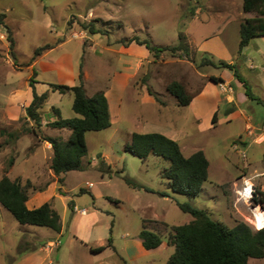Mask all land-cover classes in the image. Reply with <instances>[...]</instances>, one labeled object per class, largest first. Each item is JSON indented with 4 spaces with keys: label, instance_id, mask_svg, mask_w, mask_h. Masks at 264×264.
<instances>
[{
    "label": "rangeland",
    "instance_id": "rangeland-1",
    "mask_svg": "<svg viewBox=\"0 0 264 264\" xmlns=\"http://www.w3.org/2000/svg\"><path fill=\"white\" fill-rule=\"evenodd\" d=\"M242 6L243 0H0V12L6 14L0 23V179L29 180V206L49 202L62 222L60 232L22 224L0 203V264L19 259L17 264H167L174 251L167 245L172 226L193 218L177 202L203 208L230 227L237 221L254 227L237 190L250 178L264 191V139L258 141L264 135V35L238 52L240 24L257 15ZM179 33L186 37L188 56L164 51L157 58L145 45L128 42L139 37L174 46ZM45 45L54 47L36 55ZM204 57L215 63L203 64ZM221 61L234 63L249 91L261 98L249 99L242 84L230 83L238 110L252 116V135L244 116L227 118L224 113L226 93L211 76L233 72ZM126 65L135 76L120 91L114 123L87 133L82 169L63 174L60 183L51 169L52 147L41 136L67 139L71 131L48 124L42 125L41 136L27 130L33 123L25 117L32 97L30 77L36 80L37 93L48 92V102L40 109L45 123L57 118L54 107L63 118L76 115L73 92L53 90L51 83L78 84L82 71L88 96L103 90L113 101L116 73ZM173 80L183 82L192 96L204 87L206 97L195 100L192 109L176 107V97L167 91ZM148 87L160 100L147 93ZM218 105L221 109L210 117ZM172 131L180 136L186 156L203 150L209 159V178L195 197L170 188L162 176L169 160L155 154L143 160L126 149L133 132ZM10 132L19 137L11 138ZM144 227L159 233L165 244L139 255L134 242ZM109 236L112 246L96 254L90 251L91 246L106 245ZM21 245L30 250H21ZM249 264H264V257L250 258Z\"/></svg>",
    "mask_w": 264,
    "mask_h": 264
},
{
    "label": "trees",
    "instance_id": "trees-1",
    "mask_svg": "<svg viewBox=\"0 0 264 264\" xmlns=\"http://www.w3.org/2000/svg\"><path fill=\"white\" fill-rule=\"evenodd\" d=\"M242 7L245 12H255L257 15L246 18L240 24L239 53H242L243 49L249 45L252 38L264 35V0H243ZM4 17L6 14L0 12V23L3 22ZM88 28L92 33L97 31L92 24ZM8 40L9 50L14 54L15 40L11 31H9ZM132 41L145 45L157 58L161 57L164 51H171L174 54L179 51L180 56L189 55V46L182 33H179V44L174 46H157L150 40H141L139 37L128 40V42ZM53 47V45L42 46L36 50L35 54L39 55L43 50ZM202 63L214 64L215 62L204 57ZM220 64L229 68L233 75L243 83L246 95L250 99L261 101L249 91L245 77L238 73L234 63L221 61ZM79 78L80 82L75 85L51 83L53 90L74 94L72 108L76 115L63 118L60 109L54 107L57 118L48 123L53 128L70 130L71 133L67 139L40 135L43 125L40 109L48 102V92L37 93L34 85L36 80L33 76L28 81L32 87V97L29 104L25 106V117L33 123L27 130L36 136H41L42 140L51 144L53 150L51 169L58 176L60 183L64 181L63 174L71 170L82 169L83 158L88 153L87 133L103 130L112 125L109 102L105 92L101 90L88 96L83 84L82 71ZM211 80L218 83L223 81V78L213 75ZM167 91L176 97L180 106L189 105L193 99L184 83L178 80L171 81L167 85ZM148 92L160 100L150 87H148ZM262 103L264 104V101ZM213 122H216V116ZM9 136L17 139L19 134L10 132ZM126 149L143 160L150 154L169 160L170 165L164 168L162 176L175 193L195 197L200 193L203 183L209 178L210 163L205 152L197 150L186 156L181 149L180 142L164 133L133 132ZM12 163L13 160H11ZM29 186V180L26 184H22L20 179L12 180L4 175L0 179V203L22 224L44 226L60 232L62 230L61 216L49 202L34 208L28 207ZM256 193L255 201L264 205V191L257 187ZM177 204L182 211L190 213L193 218L188 223L172 226V234L167 244L172 245L174 251L167 264H249L250 258L264 257V228L255 229L245 221H237L234 226L230 227L213 219L203 208L193 206L189 202H177ZM139 237L146 249H155L163 243L159 233L146 227L141 229ZM112 244V236H109L106 245L91 246L90 251L95 254L100 253ZM24 248L26 251L30 250L24 246L21 250Z\"/></svg>",
    "mask_w": 264,
    "mask_h": 264
},
{
    "label": "crops",
    "instance_id": "crops-1",
    "mask_svg": "<svg viewBox=\"0 0 264 264\" xmlns=\"http://www.w3.org/2000/svg\"><path fill=\"white\" fill-rule=\"evenodd\" d=\"M50 49H52V48H50ZM49 53V51H47V54ZM130 57H129V62H133V60H134V54H133V52H130ZM132 69H133V67H131V66H128V65H126V67H124V69L122 70L121 69V71H118L117 73H116V77H115V80H114V82H113V87H112V89L110 90L111 92H110V94H112L113 95V101H111V99H110V95H109V93H106L105 92V94L107 95V98H108V102H109V109H110V115H111V122H112V124L114 123V119H113V117L114 116H116V111H118V106H120L121 105V103H122V98H121V95H120V91L121 90H124V89H126V88H128V85L130 84V80H131V78L133 77V75H134V72L132 71ZM135 76V75H134ZM220 76L223 78V80L226 82V83H231L232 85H233V83L234 82H237L238 84H242L243 85V83L242 82H240L232 73H227V72H225V71H223L221 74H220ZM73 85H75V84H73ZM185 85V84H184ZM234 86V85H233ZM186 89H187V91H188V88L186 87ZM189 92V91H188ZM147 93H149L148 91H147ZM190 93V92H189ZM206 93H207V91L204 89V87H202L201 88V90L199 91V92H197V93H195V94H193V99H192V101H191V103L189 104V105H187V107H189V109L191 108L192 109V105H193V103L195 102V100H197V99H199V98H204V97H206ZM115 95H117V96H115ZM115 98V99H114ZM116 98H117V100H116ZM250 99V98H249ZM253 100V99H252ZM260 100H261V98H260ZM237 101V96H236V92H234L233 94H226V96H225V102H226V107H225V109H224V113H226V115H227V118H230L231 116H233V115H235V114H237V113H239V115H242V116H244V118H245V128H246V122H248V121H250L251 123H252V116H246V115H244V114H242V112H240L239 110H238V103L236 102ZM262 101H264V100H262ZM261 101V102H262ZM111 102H113L114 103V105L113 104H111ZM174 105L176 106V107H180L179 106V104H178V101L177 100H174ZM42 109V108H41ZM219 109H221V106H219L218 105V107H214L212 110H211V112H210V117H211V115L213 114V113H215L217 110H219ZM176 110V109H175ZM20 112H21V110H20ZM179 112V115H181L182 116V112H180V110L178 111ZM60 113H61V111H60ZM186 116V114L184 115V117ZM220 120V119H219ZM44 120H42V124H43V126H46L49 122H51V121H47V122H43ZM53 121V120H52ZM192 122H194V123H196V122H198V118L197 117H195L193 120H192ZM112 126V125H111ZM175 132H165L164 134H166V135H168V136H170V137H172V138H174V139H176V140H178L179 141V139H180V136L179 135H177V134H174ZM132 135V134H131ZM258 139H260V140H258V141H261V140H263L264 139V135H262V136H260ZM48 144L49 145H51L49 142H48ZM180 145H181V143H180ZM197 151V150H196ZM195 152V151H194ZM32 200H31V195L29 196V199H28V201H27V205H28V207H30L29 206V204L28 203H30ZM39 206V205H38ZM37 205H33V207H30V208H34V207H38ZM84 213V212H83ZM192 220V219H191ZM165 244V242H164V240H163V243L161 244V245H164ZM134 245L135 246H137V249H138V252H139V255H142V254H147L148 252H149V250L150 249H146L144 246H143V244H142V240L139 238V240H136L135 242H134ZM168 245V244H167ZM168 246H171V245H168ZM115 247V246H114ZM116 249V248H115ZM25 257V256H24ZM26 259V258H25ZM21 260H22V258H21ZM27 260V259H26ZM20 261V259L18 260V261H16L15 263H13V264H17L18 262ZM52 264H54V263H52Z\"/></svg>",
    "mask_w": 264,
    "mask_h": 264
},
{
    "label": "built area",
    "instance_id": "built-area-1",
    "mask_svg": "<svg viewBox=\"0 0 264 264\" xmlns=\"http://www.w3.org/2000/svg\"><path fill=\"white\" fill-rule=\"evenodd\" d=\"M218 86L221 92L226 94H233L234 88L231 84L226 83L225 81L218 82ZM246 129L250 135L254 134L255 127L253 124L248 121L246 122ZM239 199L247 203L252 215V221L256 229L264 228V225L261 223L264 222V205L260 202L255 201L256 197V186L250 178H244L241 187L237 190Z\"/></svg>",
    "mask_w": 264,
    "mask_h": 264
},
{
    "label": "bare ground",
    "instance_id": "bare-ground-1",
    "mask_svg": "<svg viewBox=\"0 0 264 264\" xmlns=\"http://www.w3.org/2000/svg\"><path fill=\"white\" fill-rule=\"evenodd\" d=\"M261 225H264V222H263V223H261Z\"/></svg>",
    "mask_w": 264,
    "mask_h": 264
}]
</instances>
